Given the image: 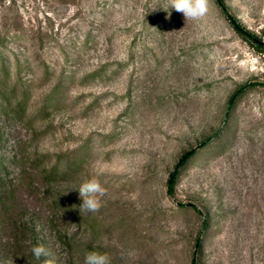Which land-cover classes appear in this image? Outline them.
I'll use <instances>...</instances> for the list:
<instances>
[{
	"label": "rangeland",
	"instance_id": "374dc122",
	"mask_svg": "<svg viewBox=\"0 0 264 264\" xmlns=\"http://www.w3.org/2000/svg\"><path fill=\"white\" fill-rule=\"evenodd\" d=\"M224 1L264 43V0ZM167 7L0 0V264H40L36 245L55 264H264V51L213 0L196 22ZM93 176L103 206L80 212Z\"/></svg>",
	"mask_w": 264,
	"mask_h": 264
},
{
	"label": "clouds",
	"instance_id": "9594fccd",
	"mask_svg": "<svg viewBox=\"0 0 264 264\" xmlns=\"http://www.w3.org/2000/svg\"><path fill=\"white\" fill-rule=\"evenodd\" d=\"M168 7L182 13L186 20L193 22L204 18L210 10L211 0H167ZM171 13L169 12V16ZM77 189L81 198L80 212H98L103 206V197L107 194L105 187L100 180L93 176L90 179L80 183ZM66 194V193H65ZM31 252L37 261L41 264H55V260L51 257V253L43 245L33 246ZM8 264H13L10 260ZM84 264H111V258L107 253L99 251H88L85 253Z\"/></svg>",
	"mask_w": 264,
	"mask_h": 264
},
{
	"label": "trees",
	"instance_id": "16d2710c",
	"mask_svg": "<svg viewBox=\"0 0 264 264\" xmlns=\"http://www.w3.org/2000/svg\"><path fill=\"white\" fill-rule=\"evenodd\" d=\"M213 1L218 6V8L224 13V15L226 16L230 25L233 27L234 31L243 40H245L249 44L253 45L257 49L264 51V43L259 39V37L256 34L251 33L245 26H243L241 23L237 22L235 19H233L231 16H229L228 11H227V7H226V3L224 0H213ZM0 62H1V67H0V97H5L7 99L8 97H6L7 96L6 93H7L8 86H9L8 83H10V79L12 76H11V72L9 70V67L6 66V59L4 57H0ZM20 86H21V80H20V77L18 76L13 87H12V89H11V93L16 96L17 91H18ZM23 93H26L25 89L23 90ZM8 99H11V98H8ZM233 99H234V96L230 100L231 103H232ZM22 101L23 100H21L20 103H18V108H21V106H23ZM204 145L202 147H204ZM196 154H197V150H191V151L187 152L186 154H184L179 159V161L175 165L174 170L169 175V179L167 182V187H168L169 193L173 192L181 169L191 159H193ZM67 168H68V165H66V164L65 165L54 164V165L50 166L48 169L46 168L44 170V177H46V179L49 180L54 176H57L59 174L64 173L67 170ZM57 202L62 203L64 201L62 200V197H59ZM199 245H200V242L197 244V247ZM42 259L43 258H41V261H39L40 264L42 262Z\"/></svg>",
	"mask_w": 264,
	"mask_h": 264
}]
</instances>
